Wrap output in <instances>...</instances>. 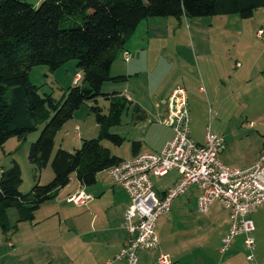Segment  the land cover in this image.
Segmentation results:
<instances>
[{
    "label": "rangeland",
    "instance_id": "obj_1",
    "mask_svg": "<svg viewBox=\"0 0 264 264\" xmlns=\"http://www.w3.org/2000/svg\"><path fill=\"white\" fill-rule=\"evenodd\" d=\"M147 25L148 34L145 32ZM259 28H264V7H259L246 18L238 13L180 18L149 16L142 19L134 31V38L138 40L142 34L147 35L141 48V55L147 60L143 70L136 76L126 74L128 77L125 81H106L103 90L112 91L113 86H117L118 90L123 91L126 83L137 82L142 84L146 103L150 105V99L164 97L175 80L177 82L173 87L179 86L187 91L189 88L185 80L190 77L195 84L193 88L202 90L200 94L195 93L193 105L188 102L192 138L202 143L209 127L225 137L227 146L231 147L233 167L241 166L251 159L264 139V30L258 35ZM119 60L113 64L111 73L118 71L117 66L125 62L124 59ZM217 63L224 68L219 70ZM76 71L78 68L74 59L56 70H50L46 64H36L31 67L29 78L40 94H51L59 100L74 83ZM217 71L225 74L227 91L221 92L220 98L225 97L223 101L214 103L203 76L207 72L214 74ZM90 103L82 104L76 113L77 123L83 126V130L75 128L74 121H69L68 125L56 132L54 151L59 147L73 150L80 146L81 139L98 135V125L91 109L93 102ZM97 104H105L102 96ZM145 109V120L153 119L157 110L151 106ZM143 123L132 122L130 110L124 111L121 123L111 128L112 132L124 137L123 142L115 145L104 139L102 144L112 154L130 158L132 141L142 139L143 145L153 142L151 137L154 132L145 128ZM43 125L44 122L38 124L37 129L29 132L25 139L11 137L0 147V175L15 161L21 170L22 181L18 187L24 193L31 189L35 175L44 184L53 177L50 164L36 173L24 150L26 144L29 147L37 139ZM92 126H95V130L90 132ZM160 135L159 132L157 136ZM174 175L172 171L165 177L152 176L155 188L168 185ZM97 182L108 186L114 181L104 170L97 175ZM76 186L80 185L72 175L68 188L70 194L74 193ZM92 187L96 190V183ZM195 187L176 197L168 213L156 220L155 231L159 243L167 250H190L191 256L187 257L205 255L209 261L204 264H231L224 261L231 252L235 254L232 264H251L245 257L248 251L243 245V234L233 239L231 251L225 254L219 252L220 239L229 230V212L219 200L212 203L207 213L200 212L191 194ZM65 194L60 193L57 199L51 198L41 205L32 221H17L15 209L8 210L10 228L7 232L0 228V264H103L104 256L101 253L96 256V228L99 227L96 210L101 217L112 213L111 195L102 193L97 196L102 201L96 208V202L77 206L62 201ZM250 216L255 225L254 262L264 264V205ZM9 240L13 241L14 246Z\"/></svg>",
    "mask_w": 264,
    "mask_h": 264
},
{
    "label": "trees",
    "instance_id": "obj_2",
    "mask_svg": "<svg viewBox=\"0 0 264 264\" xmlns=\"http://www.w3.org/2000/svg\"><path fill=\"white\" fill-rule=\"evenodd\" d=\"M259 7H264V0H41L38 5L0 0V147L11 137L25 139L44 122L27 158L36 173L48 164L53 171L45 184L35 175L25 193L18 187L21 170L15 161L1 171L0 228H10L9 209H15L17 221H32L40 205L54 198L72 175L82 185H91L98 172L122 160L102 140L120 145L124 137L111 128L121 123L124 111L130 110L132 122L145 120L147 113L120 91H104L103 84L127 79L126 74L112 75L110 69L142 19L229 13L246 18ZM72 59L81 82L70 85L59 100L40 94L29 78L31 67L46 64L56 70ZM100 96L103 106L97 104ZM87 102H93L98 135L83 139L73 150L54 151L56 132ZM140 145L132 141L134 154Z\"/></svg>",
    "mask_w": 264,
    "mask_h": 264
},
{
    "label": "built area",
    "instance_id": "obj_3",
    "mask_svg": "<svg viewBox=\"0 0 264 264\" xmlns=\"http://www.w3.org/2000/svg\"><path fill=\"white\" fill-rule=\"evenodd\" d=\"M262 34V30L258 31ZM124 59L129 52L123 51ZM76 72L74 82L79 81ZM169 110L160 119L171 126L173 135L159 151H139L130 158L107 167L109 176L122 185L128 196L129 205L124 211L122 227L127 238L120 249L104 264H137L138 252L159 248L155 231L156 220L167 214L172 201L195 184L199 189L197 208L207 213L214 201H221L229 212L230 226L221 238L220 251L226 253L233 239L243 234V245L248 253L246 259L254 262L253 250L256 242L251 213L264 205V151L250 167L240 169L228 166L220 159V152L226 147L222 135L207 127L205 140L200 143L190 135V113L187 92L176 86L168 98ZM176 169L179 178L163 192L157 191L152 176H163ZM91 195L79 189L67 196V200L84 205ZM159 264H170L168 254L160 253Z\"/></svg>",
    "mask_w": 264,
    "mask_h": 264
},
{
    "label": "crops",
    "instance_id": "obj_4",
    "mask_svg": "<svg viewBox=\"0 0 264 264\" xmlns=\"http://www.w3.org/2000/svg\"><path fill=\"white\" fill-rule=\"evenodd\" d=\"M40 1L41 0H31V2L34 5H38ZM148 29H149V26L147 25V29L145 31L146 34L149 33ZM259 30H264V28H259ZM134 34H135V32L130 36V38L126 41V43L124 45V50H127L129 52V59L128 60L124 59L123 51H119L116 59L112 63V66L115 62L120 61L119 59H121V60L124 59L125 62L120 63L117 66L118 71H116V72H119V73H116V72L111 73V69H110V73L112 75L128 74L129 76H132V75L136 76L138 73H140L143 70L145 64L147 63V60L141 55V48L146 41L145 36H147V35L142 34L143 36H141V38L138 40L137 38L136 39L134 38ZM257 34H258V32H257ZM216 65H217V68L220 66L219 63H217ZM112 66H111V68H112ZM197 67L199 68V70L201 72V68L198 65H197ZM222 68H224V67L223 66L219 67V70ZM203 78H204V81H206V83H207L208 94H209L211 100L214 103H218V101H223L225 97L220 98V95H221V92L223 90H224V92L227 91V84H226L227 81H225V74H223L222 71L220 73L217 71L214 74L207 72L205 74V76H203ZM175 82H177V81L175 80ZM175 82H173L172 83L173 85H171L166 90L164 97H156L155 100L150 99L151 100L150 105H148V103H146V100L144 97V95H146V94L144 92L142 84H138L137 82H134V83L128 82V83H126V85H124L125 87H123V91L118 90L117 86H113V88H114L113 90L120 91L122 94L126 95L131 100L138 103L146 111V113H147V110L145 108L149 109L150 106L154 107L157 110V112L153 116V119H148L147 121L146 120L139 121L141 123L144 122L143 124H145V128L147 127V128L152 129V132H154V136L151 137V140L153 139L152 140L153 142L146 143L145 145H143L142 139H136V140H139L141 142V145L137 149L138 150L137 152H139V151L143 152V151H149V150L159 151L162 149L165 142L172 137L173 130H172L171 126L161 123L160 119L162 118L163 115L167 114V112L169 110L168 98H169V96H170V94L174 88L173 86H174ZM185 82L187 84V87L189 88L186 91L188 102L190 104L192 103V105H193V103L195 102V96H196L195 93L200 94V93H202V90L199 87L193 88L195 86V84H194V81L190 77H188L185 80ZM148 100L149 99H147V101ZM80 107L76 111H74L72 118H70L66 123H64V125H68V123H70L69 121H74L75 122L74 127L83 130V126L81 124L77 123L78 121L75 118L76 113H78L77 111H80ZM134 123H138V122H134ZM152 123L154 126H156V125H160V126L154 127L152 125ZM94 127L95 126H92V128H90L91 129L90 132L95 130ZM66 131H68V130H66ZM159 132L161 133V135L157 136ZM223 138L225 140L224 136H223ZM83 139H87V138H83ZM83 139H81V142ZM204 140H205V138H204ZM225 143H226V140H225ZM24 150L26 151V154H27V150H28L27 144L25 145ZM230 151H231V147L227 146V144H226V147L224 148V150H222L220 152L219 156H220V159L222 160V162L224 164H226L228 166L232 165V167H233L235 165H234L233 155L231 154ZM262 151H264V139H262L260 145L258 146L257 150L255 151V153L251 157V159H249L247 162L241 164V166H236V168L245 169V168L250 167L252 164H254L257 161V159L259 158ZM133 154L134 153L132 151V155ZM121 158L126 159L123 157H121ZM102 171H104V170H102ZM102 171H100V172H102ZM172 171L175 172V175L173 176L172 181L168 185L163 186L161 189L156 188L157 191L163 192V191H165V189H167L168 187H170L171 185H173L176 182V180L179 178V173L177 172L176 169H171L165 175L160 176V177H165L168 174H170ZM100 172H98V174ZM34 178H35V176H34ZM78 183L80 186L79 187L76 186L75 191H77L79 189H83L87 193H89L92 197L88 201V205L91 203L93 205V203L96 202V208L99 205V203L102 201L101 197L97 198V196H99L102 193L103 194L109 193L111 195L112 204L110 207L112 208V211H111L112 213H109L108 215H106V216L104 215L101 217L100 212L96 210V223H99V227L96 228V242L98 245L96 248V250H97L96 256H98V254L101 253L105 258L103 260V264H104V262L108 258L112 257L120 249V247L122 246V244L125 242V240L127 238L126 230L122 227V220H123V216H124V211L127 208V206L129 205V196H128L125 188L122 185H120L119 183H116L114 181L112 185L110 184L107 186L101 182L100 183L97 182V176H96V181L93 183V184L96 183V190H95V188L92 187L93 184L82 185L79 181H78ZM192 186H194V187L196 186L195 190L191 191V194H193V196H194L196 207H197V198L199 195V189H198L197 185H195V184L191 185L190 187H192ZM69 187H70V182L65 187L61 188L58 191V193L54 197V199H57L60 193L64 194L66 192L65 196L62 198V201L70 202L67 200V198L65 199L66 195L70 194V192L68 190ZM95 194H96V196H95ZM47 202H48V200L45 201L44 203H42L41 205H43ZM41 205H40V207H41ZM59 206H60V204H59ZM77 206H83V205H77ZM40 207L38 209H40ZM57 212L59 213V211H57ZM9 243H11V245L14 246L13 241L9 240ZM220 245H221V239H220ZM159 246L160 247L158 249L141 250L140 252H138V263L137 264H159L158 257L160 255V253H164V254L169 255V257L171 259L170 264H172V263H174V264H192L193 262H196L197 264H204L207 261H209L207 259V257H205V255H202V254L200 256L199 255L196 256L195 258L194 257L193 258L187 257V256H191L190 250H182L180 248H179V250H176V251H174L172 249L167 250L163 246L162 243H159ZM228 251H231V250L229 249ZM219 252L221 253L220 248H219ZM221 254H225V253H221ZM65 257L67 258V255ZM234 258H235V254H233L231 252L229 254V256H227L224 261L232 264L233 263L232 260ZM69 261H71V260H69ZM65 264H70V262H65ZM76 264H79V263H76Z\"/></svg>",
    "mask_w": 264,
    "mask_h": 264
}]
</instances>
